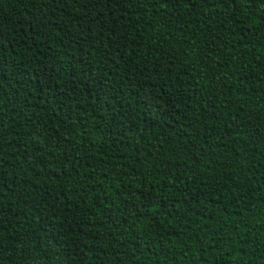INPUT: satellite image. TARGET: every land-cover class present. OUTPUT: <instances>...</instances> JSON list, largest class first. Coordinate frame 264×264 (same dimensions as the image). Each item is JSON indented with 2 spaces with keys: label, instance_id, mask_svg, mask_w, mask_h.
<instances>
[{
  "label": "trees",
  "instance_id": "trees-1",
  "mask_svg": "<svg viewBox=\"0 0 264 264\" xmlns=\"http://www.w3.org/2000/svg\"><path fill=\"white\" fill-rule=\"evenodd\" d=\"M151 4L0 0V264H264V5Z\"/></svg>",
  "mask_w": 264,
  "mask_h": 264
},
{
  "label": "snow or ice",
  "instance_id": "snow-or-ice-1",
  "mask_svg": "<svg viewBox=\"0 0 264 264\" xmlns=\"http://www.w3.org/2000/svg\"><path fill=\"white\" fill-rule=\"evenodd\" d=\"M113 2L120 3L125 2L128 6L136 7L140 0H113ZM184 0H152L151 6L157 9V15L159 14V7L163 5L165 9H176ZM189 4L193 3V0H187ZM205 4H208L209 7H214L217 0H203ZM219 2H224V0H219ZM233 4L241 3V0H231ZM245 7H251L257 3V0H243ZM260 3L264 5V0H260ZM193 6H197L193 4ZM202 6V5H201ZM261 19H264V7L261 8ZM224 23V21H221Z\"/></svg>",
  "mask_w": 264,
  "mask_h": 264
}]
</instances>
